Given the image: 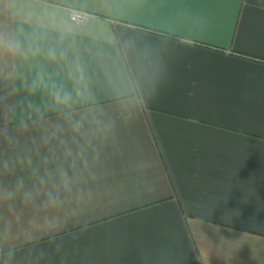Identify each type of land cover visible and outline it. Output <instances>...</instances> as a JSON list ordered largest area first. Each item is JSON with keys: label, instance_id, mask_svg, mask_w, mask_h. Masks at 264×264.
Segmentation results:
<instances>
[{"label": "crops", "instance_id": "0c3cea01", "mask_svg": "<svg viewBox=\"0 0 264 264\" xmlns=\"http://www.w3.org/2000/svg\"><path fill=\"white\" fill-rule=\"evenodd\" d=\"M0 264H264V0H0Z\"/></svg>", "mask_w": 264, "mask_h": 264}, {"label": "clouds", "instance_id": "9594fccd", "mask_svg": "<svg viewBox=\"0 0 264 264\" xmlns=\"http://www.w3.org/2000/svg\"><path fill=\"white\" fill-rule=\"evenodd\" d=\"M9 50L15 52L18 50V45L14 42H9L6 45ZM54 100L57 104L64 105V106H70L72 102V96L71 93L57 89L53 92ZM68 121L70 124V127L73 132H80L81 128L83 126V120H72L71 117H68ZM23 123V122H22ZM50 137H45L44 142L47 143ZM66 155H71V150H66ZM29 163L31 161L29 160ZM87 164V161L85 160V165ZM49 178H52L50 175ZM55 178H58V189L62 190L65 193H71L73 188V181L72 178L69 176L67 170L63 168H58L55 173ZM40 184L43 185L45 183V178L40 177ZM22 187V182L18 184V188ZM39 193H33L31 191H27L24 193V200L25 203H32L34 201V196L38 195ZM12 193H9V198H11ZM63 205V200L61 199L59 195V191L53 193L49 192L46 196L45 202L41 205L42 208H49V207H61Z\"/></svg>", "mask_w": 264, "mask_h": 264}, {"label": "built area", "instance_id": "2783aa9c", "mask_svg": "<svg viewBox=\"0 0 264 264\" xmlns=\"http://www.w3.org/2000/svg\"><path fill=\"white\" fill-rule=\"evenodd\" d=\"M73 20L74 21H79V20H81V16L73 15Z\"/></svg>", "mask_w": 264, "mask_h": 264}]
</instances>
